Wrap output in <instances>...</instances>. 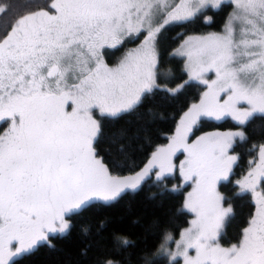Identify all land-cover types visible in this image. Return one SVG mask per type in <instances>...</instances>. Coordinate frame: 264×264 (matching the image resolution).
Listing matches in <instances>:
<instances>
[{
	"label": "snow or ice",
	"instance_id": "obj_1",
	"mask_svg": "<svg viewBox=\"0 0 264 264\" xmlns=\"http://www.w3.org/2000/svg\"><path fill=\"white\" fill-rule=\"evenodd\" d=\"M222 3L48 0L15 21L0 40V121L9 125L0 134V264H19L50 235L69 234L74 216L96 202L108 205L138 190L154 168L157 180L179 171L182 184L166 190L190 187L183 209L195 216L174 241L176 250L166 248L173 239L167 234L161 252L174 261L182 258L183 264H264V144L252 145L257 156L235 181L237 195H250L254 211L236 242L223 246L234 210L219 187L229 181L239 159L231 154L234 146L248 137L244 131L196 135L202 118L246 125L264 114V0H234L222 32L188 36L175 50L186 58L189 80L207 91L143 170L113 175L98 152L103 133L94 111L114 118L134 111L154 90L175 94L184 86L157 83L161 30ZM142 33L140 45L115 65L106 61L105 49ZM208 73L215 79H206ZM117 149L123 152V145ZM178 153L184 157L179 165L173 163ZM89 231L82 228L84 234ZM115 240L131 245L125 237Z\"/></svg>",
	"mask_w": 264,
	"mask_h": 264
},
{
	"label": "trees",
	"instance_id": "obj_2",
	"mask_svg": "<svg viewBox=\"0 0 264 264\" xmlns=\"http://www.w3.org/2000/svg\"><path fill=\"white\" fill-rule=\"evenodd\" d=\"M47 3L48 0H0V7L5 8L0 12V40L11 31L16 20ZM232 8L231 3H223L219 9L210 8L191 21L174 23L159 35L158 68L162 75H158L157 82L168 88L184 85L178 92L154 90L146 94L143 103L134 111L114 118L96 114L103 133L98 152L113 175L132 176L143 170L153 153L169 141L184 113L199 101L204 86L188 80L184 58L174 51L190 34L220 31ZM205 17L212 19L207 21ZM143 36L144 33L115 49H106L107 62L115 65L130 45L137 44ZM234 128H242L248 139L238 141L234 146L233 152L239 157L234 173L219 187L234 210L220 241L225 246L236 242L254 211L250 195H237L239 190L235 180L250 169L249 161L257 156L258 149H253L252 145L264 144V114H256L246 125H239L231 118L221 121L203 118L196 132ZM1 130L3 126H0V133ZM117 144L123 145V152L118 151ZM181 184L178 173L160 180L150 174L138 190H129L108 205L96 202L74 216V226L69 234L50 235L48 242H43L31 255L19 259V264H104L106 260H112L114 264H145V256L152 264H180V259L171 260L161 252L160 245L165 242V235L177 239L190 224L192 214L183 209L187 186L179 193L166 190ZM84 226L90 228L87 234L82 232ZM115 237H125L131 245L120 246ZM172 244V240L168 241L166 248Z\"/></svg>",
	"mask_w": 264,
	"mask_h": 264
},
{
	"label": "rangeland",
	"instance_id": "obj_3",
	"mask_svg": "<svg viewBox=\"0 0 264 264\" xmlns=\"http://www.w3.org/2000/svg\"><path fill=\"white\" fill-rule=\"evenodd\" d=\"M169 3L170 4H175V3H178V0H169ZM223 3H231L232 5H233V8H232V10H231V12H230V14H232L233 12H234V10H235V8H234V0H223ZM222 3V4H223ZM222 6V5H221ZM213 9H219V8H213ZM206 10H208V9H205L204 10V12L206 11ZM230 14H229V16H230ZM229 16H228V19H227V21L225 22V24L228 22V20H229ZM195 18V17H194ZM179 23V22H178ZM172 24H174V23H172ZM172 24H170V25H172ZM224 24V25H225ZM234 24H237L238 25V22H234ZM170 25H166L162 30H161V33L165 30V28H167V27H169ZM223 29H224V26H223V28L220 30V31H211V32H207V33H202V34H190V35H188V36H200V35H207V34H209V33H213V32H215V33H220V32H222L223 31ZM160 33V34H161ZM159 34V35H160ZM145 35H146V33H144V36L142 37V39H140V41L137 43V44H133V45H130V47L128 48V50L129 49H132V48H136V47H138L139 45H140V43L143 41V39H144V37H145ZM188 36H186L185 38H184V40L188 37ZM159 37V36H158ZM132 39H134V38H129V39H126L125 41H124V43L123 44H125V43H129L130 41H133ZM158 39V38H157ZM183 40V41H184ZM182 41V42H183ZM181 42V43H182ZM122 44V45H123ZM181 45V44H180ZM179 45V46H180ZM120 46V45H119ZM179 46L177 47V48H179ZM118 47V46H117ZM176 48V49H177ZM175 49V50H176ZM127 50V51H128ZM157 50H158V48H157ZM105 51H106V49H105ZM126 51V52H127ZM175 52V51H174ZM177 55V54H176ZM178 56H180V55H178ZM180 57H183V56H180ZM184 58V62H185V64H186V58L185 57H183ZM105 59H106V61H107V56H106V54H105ZM206 79H209V80H212V79H215V76H214V74L213 73H208L207 75H206V77H205ZM188 80H189V74H188ZM189 81H195V82H199V81H196V80H189ZM158 83V82H157ZM200 83V82H199ZM203 85V84H202ZM204 86V85H203ZM205 91H207V88H206V86H204V90H203V93L205 92ZM203 93H202V95H201V98H202V96H203ZM200 98V99H201ZM200 99H199V101L198 102H196L195 104H198L199 102H200ZM98 112L97 111H94L93 112V115H94V118H96L97 120H99L98 119V117L96 116V114H97ZM99 114V113H98ZM183 117V116H182ZM181 117V118H182ZM203 119V118H202ZM207 119H211V118H207ZM224 119H226V118H224ZM181 120V119H180ZM180 120H179V122H180ZM211 120H216V119H211ZM221 120H223V119H221ZM221 120H216V121H221ZM100 121V120H99ZM235 121V120H234ZM5 121H0V126H1V124H3ZM179 122H178V124H177V126L179 125ZM8 123L6 122L5 123V125L3 126V130H1V133L0 134H3L6 130H7V128H8ZM177 128V127H176ZM175 131H176V129H175ZM175 131L169 136V141L165 144V145H162V146H160L161 148H163V147H166L169 143H170V138L173 136V135H175ZM227 131H243L242 130V128H234V129H227V130H208V131H204V132H201V133H196V135L197 136H199V135H203V134H205V133H210V132H227ZM159 147V148H160ZM231 154H235L234 152H232ZM236 155V154H235ZM184 159V157L182 156V155H180L179 153L177 154V156L176 157H173V163H175V164H177V165H179V163H180V161H182ZM234 168H235V165L233 166V173H234ZM250 170V169H249ZM248 170V171H249ZM158 171V169H156V168H154V169H152L151 170V172H150V174H153V176L156 178V172ZM247 171V172H248ZM247 172L245 173V174H243L240 178H238V179H236V180H239V179H242L243 178V176L244 175H246L247 174ZM179 174V171L177 170L175 173H173V174H170V175H174V174ZM232 173V174H233ZM149 174V175H150ZM132 176H134V175H132ZM165 177V176H164ZM231 177H232V175L230 176V179H231ZM163 178V177H162ZM161 178V179H162ZM235 180V181H236ZM220 190V189H219ZM239 190V189H238ZM188 191H191V188L190 187H187V189H186V193H185V196H186V194H187V192ZM227 206V205H226ZM192 214V213H191ZM193 219H195V216H194V214H192V217H191V220H193ZM188 227H190V224H189V226ZM188 227H186V228H188ZM180 239V237L179 238H177V239H172V241H173V244H172V246H170L169 248H167L169 251H171V252H174L175 250H176V245H175V242L174 241H177V240H179ZM223 246H225V245H223ZM164 254H166V255H168L166 252H164ZM190 254L191 255H194L195 253H194V251H191L190 252ZM170 258V257H169ZM171 259V258H170ZM181 260V262H180V264H183V260H182V258H180V257H177V259L176 260ZM172 260V259H171Z\"/></svg>",
	"mask_w": 264,
	"mask_h": 264
},
{
	"label": "flooded vegetation",
	"instance_id": "obj_4",
	"mask_svg": "<svg viewBox=\"0 0 264 264\" xmlns=\"http://www.w3.org/2000/svg\"><path fill=\"white\" fill-rule=\"evenodd\" d=\"M6 122H4L3 124H1V126H4Z\"/></svg>",
	"mask_w": 264,
	"mask_h": 264
}]
</instances>
